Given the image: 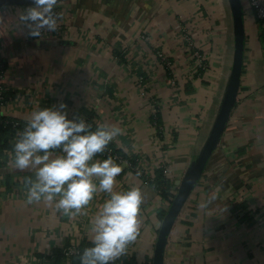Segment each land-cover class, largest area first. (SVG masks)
<instances>
[{"label":"crops","instance_id":"obj_1","mask_svg":"<svg viewBox=\"0 0 264 264\" xmlns=\"http://www.w3.org/2000/svg\"><path fill=\"white\" fill-rule=\"evenodd\" d=\"M27 7L0 8L7 94L0 115L27 121L34 108L64 101L69 117L92 114L97 125L123 129L110 143L134 168L116 161L122 171L114 189L139 185L143 203L140 234L116 261L147 263L162 220L158 211L170 202L141 172L155 173L164 163L172 194L206 140L232 62L228 0H61L56 30L39 37L18 21ZM242 7L237 98L173 221L164 264H264V28L248 0ZM185 33L205 57L204 70L197 69ZM13 158L14 152L0 156V264H51L64 246L91 243L90 221L108 194L97 191L75 216L43 200L28 203L25 181L35 173L16 168Z\"/></svg>","mask_w":264,"mask_h":264},{"label":"clouds","instance_id":"obj_2","mask_svg":"<svg viewBox=\"0 0 264 264\" xmlns=\"http://www.w3.org/2000/svg\"><path fill=\"white\" fill-rule=\"evenodd\" d=\"M57 5L58 0H33L18 13V21L32 36L53 32L60 15ZM122 132L116 124L101 123L93 129L83 115L69 117L67 104L60 101L34 108L13 146V165L35 173L25 181L28 203L43 200L63 214L75 216L97 191L108 194L90 221L91 244L80 254V264H112L140 234L142 188L132 185L115 190L121 164L111 156L95 159ZM214 199L209 196L201 207Z\"/></svg>","mask_w":264,"mask_h":264},{"label":"water","instance_id":"obj_3","mask_svg":"<svg viewBox=\"0 0 264 264\" xmlns=\"http://www.w3.org/2000/svg\"><path fill=\"white\" fill-rule=\"evenodd\" d=\"M228 3L231 9L233 22V54L224 94L217 116L213 122L206 140L201 146L200 151L198 152L196 158L193 160L189 169L186 171L183 178L175 182V194L161 220L152 252L151 264H164L163 256L165 245L173 221L181 210L184 202L189 196V193L200 179L205 164L211 152L215 149L219 141L223 127L225 126L229 118L230 111L237 98L240 86L241 71L243 67L245 40L243 7L242 0H228ZM32 4L33 0H0V8L12 5L31 6Z\"/></svg>","mask_w":264,"mask_h":264},{"label":"built area","instance_id":"obj_4","mask_svg":"<svg viewBox=\"0 0 264 264\" xmlns=\"http://www.w3.org/2000/svg\"><path fill=\"white\" fill-rule=\"evenodd\" d=\"M248 3L253 10L255 18L261 23V25L264 28V0H248ZM184 40L186 41V45H187L188 49L190 50L192 57L195 60L197 69L199 71L204 70L206 68L205 57L194 46V44L192 42V38L190 37V35L188 33L184 34ZM164 60H166V59H164ZM3 73H4V69H2L1 64H0V104L3 103L2 100L4 98V92H5V85L3 84V78H4ZM84 118L86 119L87 122H89V121L95 122L94 118L92 117L90 119V118H88V115L84 116ZM152 119H153V123L156 124V113L152 115ZM102 154L111 156L114 160H116L118 162H125L127 164V166L131 169L134 168V165L132 164L130 157H128V156L125 157L121 153H118L116 151V147H114V146H110V147L106 146V148ZM157 168H160L164 175L166 174L167 167L164 163L157 164ZM141 178L143 179V182L151 184L159 192V190H158V188L154 182L155 174L153 172H150L149 169L143 170V172H141ZM172 194L173 195L175 194V190L172 192ZM84 248L85 247H83L80 244H68L60 250V253H59L60 257L58 258V260L52 261L51 264H75L74 258L79 259L80 254L82 253ZM78 264H80V261H78ZM112 264H123V263L114 261V262H112ZM129 264H151V261H148L147 263L146 262L144 263V262H139V261H133V262H130Z\"/></svg>","mask_w":264,"mask_h":264},{"label":"trees","instance_id":"obj_5","mask_svg":"<svg viewBox=\"0 0 264 264\" xmlns=\"http://www.w3.org/2000/svg\"><path fill=\"white\" fill-rule=\"evenodd\" d=\"M2 69H5V64L1 62ZM6 92H4V98L2 102L6 99ZM88 118H92V114L88 115ZM27 121L16 119L9 116H3L0 115V156L2 154L8 153V152H14V143L15 140L19 134L20 131L23 130L24 126L26 125ZM93 126V129L97 126L95 122H88ZM107 146H113L111 143H109ZM118 153L120 151L116 149ZM123 155V154H122ZM96 157H102L107 158L108 155H103L102 153H97ZM131 160V159H130ZM132 162V161H131ZM134 163V161L132 162ZM155 178L154 182L159 190V194L166 199L168 202H171L173 195L170 192L171 182H169V179L164 177V174L160 168H157L155 170ZM166 212V209H159L158 215L160 218H163L164 214ZM91 243H87L85 245H82L83 247L90 246ZM60 257V254L58 253V257ZM56 258V261L58 260ZM79 259L74 258V263L78 264ZM130 262H126L123 264H129Z\"/></svg>","mask_w":264,"mask_h":264}]
</instances>
